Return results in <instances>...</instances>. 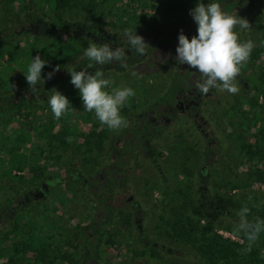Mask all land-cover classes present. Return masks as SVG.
Instances as JSON below:
<instances>
[{
	"label": "rangeland",
	"instance_id": "374dc122",
	"mask_svg": "<svg viewBox=\"0 0 264 264\" xmlns=\"http://www.w3.org/2000/svg\"><path fill=\"white\" fill-rule=\"evenodd\" d=\"M89 1L91 0H83L78 3L79 6L76 10L64 13L65 19H70V26L84 18V16L88 17L87 12H90V9H87L86 5ZM148 1L150 0H119L114 7H133L142 10L146 5H149ZM253 2L254 0H213L212 3H219L223 11L234 15L238 9L241 13L243 10L249 13V7L252 5L253 8L255 4ZM155 3L154 7H159L158 5L162 7L170 5L171 0H166L160 4L157 1ZM95 4L97 5V3ZM13 9L17 14L22 11V8H17L15 5ZM35 9H38L39 13H46L47 6L41 4L40 8L35 7ZM102 11L105 12L104 9ZM100 13V8L97 6L95 12L91 13V19L95 17L102 19ZM32 15H26L25 18H30ZM32 19H35V16H32ZM26 23L12 25L14 28L13 33L3 35L0 38V46L3 48L22 49L25 43H27L26 41L31 42V34L36 28L34 25H27ZM36 23L41 24L40 26H45V23H38V21ZM193 26L195 27V24ZM194 27L191 28V38L190 30L187 27L180 25L175 30L177 34H181V31H183L184 35L192 39L195 33ZM38 28L43 30L42 27ZM41 30L40 33L42 32ZM170 30L173 29H168V31ZM24 31H28L30 36H26ZM164 31L166 30H156L155 38H148L147 35L138 34L150 46L146 49V53L157 45L158 41L163 39L162 32ZM197 35L198 32H196ZM44 40L48 43L52 42L54 41V36H48ZM90 43L91 41H89ZM178 45L179 41L177 40L170 50L169 63L166 64L167 68L164 70H157L153 60L151 62L148 60V62L143 55L137 52L132 54L133 56L130 57L127 63L140 59V65H144L143 67H146V70L150 71L147 77L140 75L144 69L142 66L133 67L138 71L131 73V70L127 66L124 67L125 64H122L123 66L119 70L120 73L103 72V78L113 81L111 87L106 89L107 91L111 92L115 88L124 87L132 88L135 91V96L131 97L123 107L124 109H131V107L135 109L131 110L132 122L128 123L126 128L119 131H110L109 134L112 136L114 148L124 151L120 156L111 158L112 163L110 162L103 169L96 168L93 171L92 169L88 171L84 166L81 168L82 161L79 157L72 156V163H74L75 169H72L71 172H66L71 155H65L62 159L58 160L56 157H53L48 162H41L45 167L46 174H55L62 179L68 178L58 188H55L53 194L45 202H41L37 210H35L34 216L37 215L38 220L42 221L43 225H48L54 220H62L60 224L63 227L67 226L71 229L69 231L72 232L77 226L82 229L89 223L91 218L95 217V213L91 210L95 202L87 198H81L80 192H78L81 185L73 181L75 177L77 178L76 175L91 172V175L88 177V180H90L89 190L96 188L108 189L109 186L111 188V185L113 186L112 189L118 187L121 190L120 203L123 207L118 208L117 212H115V217L112 218L106 227L104 226L102 238L100 240L94 238L90 242V256L87 261L84 257L82 264H198L193 256L195 248L192 240L187 243L186 241H176L175 238L171 239L167 236V231L164 228L167 227L166 223L172 220L175 215L172 214V211L185 213V217L189 216L193 222L199 220L201 226L205 225L207 228H214L216 233L220 234L223 238L240 241V239L220 230L219 227H229L233 223H238L239 217L237 213L244 206L250 209V214L264 209V180L248 178V172H252V175L259 173V170L264 172V167L261 166L262 164L257 163L255 158L247 154L248 147H242V144L248 143L252 145L253 150L259 148L261 157L264 159V97L261 95L258 98L257 105L263 107L257 109V114L254 113V108H250L248 102H245L241 106L237 105V102H234L225 111L226 115L224 116L223 123L220 121L221 123H217L212 129L208 128L206 130L202 126L201 115L198 112L190 110L189 118L193 123V129L195 131L198 130L195 136L193 138H186L177 135L174 139L165 143V145L163 144L164 148L161 151V156L158 154H155L156 157L152 156L151 151L154 146H157V142H154L156 132L150 131V124H142L144 120H148L146 118L147 103L148 105H153L154 101H157L159 98H162L160 101L164 102L166 101L164 98L171 95L169 93V83L171 82L173 71L178 74L180 73L182 76L189 74L190 77H195V73H197L195 69H191L188 65L178 64L176 60ZM1 58H4L2 53H0V60ZM85 60H83V63ZM246 67L247 75L250 74L247 76V82L251 88V90L248 89L250 90L248 98L254 101L258 93L256 89L259 88L256 85V76L258 69L264 67V52L254 61L251 62L249 60ZM27 68L25 67L17 71L18 78L20 77L21 79L17 80L19 84L11 89V95L21 92L22 88L26 87H19V85L26 81L25 73L27 72ZM85 69L88 70V64H84L83 68H81V70ZM49 72L52 71L42 72V77L46 79ZM59 74H63V72L58 73V75L56 74L57 77L51 80L46 79L50 87L48 88L49 94L44 102V106L48 105V98L52 94V90L59 91L69 99L72 107L75 109V111L60 119H69L72 122V119L76 116V108L84 109L82 105L83 101L79 90L71 83V76L67 74L68 78L65 77L63 79ZM181 82V80L175 82V85H180ZM178 87H181V85ZM262 89H264V86ZM27 90V95L34 94L30 91V87ZM41 92L42 89H38L34 95L37 97ZM174 92L175 97L172 100H167L168 102L164 104L170 108L176 107L177 101L183 96L180 89H175ZM5 93L6 91L0 87L1 98L5 97ZM191 96H193V93ZM35 107L39 108L40 105L30 106L26 109V112L33 111ZM41 109H38L36 112L42 121L47 122L50 118H55L50 106L49 108ZM84 112L85 110L80 112V114L83 115ZM90 114L95 119L94 112ZM164 115L165 118H171L172 120L175 113L168 112L164 113ZM76 117L79 118V116ZM22 120L21 115L0 114V156H6L4 152L15 145L21 147V149H25L26 154H31L29 151L35 149L36 142L34 141L33 143L34 136L32 134L27 131L30 134L28 135L29 139L21 136L24 133L26 134ZM80 121L81 119L79 118V128H82V130L79 129L78 135L86 136L91 133L92 124L81 127ZM171 125L166 126L165 129L171 128ZM159 128H164V124H160ZM31 140L32 143H30ZM81 141L82 139H79V142ZM81 147L85 151L87 150L83 156L85 158H90L92 155L97 154L94 147ZM1 153H4V155ZM114 161L116 164H114ZM34 165V162H32L30 167H34ZM91 165L93 164L91 163ZM203 165L208 167L207 173L200 175V168ZM85 170L88 172H85ZM225 170L241 173L242 182L247 186L232 192L233 195H236L240 199V206L237 210L232 209L228 204L221 202L219 199L220 195H222L220 190H224L222 188L224 184L222 174ZM97 171L98 174L96 175ZM73 173H76V175ZM13 175H20L19 178H14L10 185L12 195L14 196L13 199H17L20 197H18L17 189H20L21 194L24 189L32 186L31 181H29L30 172L26 168V170L20 173L14 171ZM177 184L178 187H176ZM55 196H58V199L62 200V203L54 199ZM211 201L214 202L213 206L210 204ZM217 206L221 207L222 212L225 214L217 213ZM168 208L172 209V211L170 212ZM99 209L102 210V207H99ZM40 212L43 215H40ZM63 217L67 220H63ZM128 219L131 221L130 227L124 225V221ZM75 235L78 236V243H84L90 233H82L81 230H76ZM198 237L199 235L197 237L193 236L192 239L196 240ZM109 238L115 244L108 243L107 245L106 239ZM142 250L145 252L144 256L134 260L132 252H140Z\"/></svg>",
	"mask_w": 264,
	"mask_h": 264
},
{
	"label": "trees",
	"instance_id": "16d2710c",
	"mask_svg": "<svg viewBox=\"0 0 264 264\" xmlns=\"http://www.w3.org/2000/svg\"><path fill=\"white\" fill-rule=\"evenodd\" d=\"M82 1L0 0V38L5 34H12L14 31L13 26L15 25L27 22V25L35 26L37 21L45 23V26H41L43 30L39 28L34 30L31 34L32 41H26L27 43H25L22 49L3 48L0 46V53L4 55V58L0 60V87L6 91L5 97L1 98L0 101V114L21 115L26 132V134L24 133L21 136L27 139L28 135L32 134L34 136L33 143L34 141L36 142L35 149L29 151L31 154H26L25 149H21V147L15 145L4 152L6 156H0V264H82V259L85 257L87 261L90 256V242L94 238L97 240L102 238L104 226L106 227L112 218L115 217V212H117L118 208L123 207L120 203V188L115 187L112 189L113 186L110 184L111 188L109 186L108 189L96 188L89 190L90 180H88V177L91 175V172L82 175L73 173L77 176L73 181L81 185V188L78 189L81 198H87L95 202V205L91 209L95 213V217L91 218L89 223L82 229L77 226L76 229L70 232L69 230L71 229L67 226L63 227L60 224L62 220H54L48 225H43L42 221L38 220L37 215L34 216L38 205L41 202H45L53 194L55 188H58L59 185L68 179H62L55 174H46L45 167L41 163L42 161L48 162L53 157H56L58 160L62 159L65 155H71L66 172H71L72 169H75V165L72 163L73 157H79L82 161L81 168L84 166L88 171L91 169L93 171L96 168L103 169L110 162H113L110 161L111 158L107 157L105 153L108 150L105 146L111 130L101 125L96 117L93 119L94 116L92 114L85 111L81 115L80 112L84 109L76 108L75 115L81 119V127L87 124H92L93 126L91 133L86 136H80L78 135L80 129L79 118L76 116L73 118L74 120L72 119V122L69 119L57 120L56 118H50L47 122L42 121L36 111L41 108H49V104L39 108L35 107L33 111L26 112V109L30 107V102L27 99L16 100L10 93L11 89L19 84L17 80L21 79L20 77L18 78L17 71L28 67L32 59L37 55L48 62L42 72L53 71L56 66H60L61 70L56 72L53 78L57 77L58 73L63 72V74L59 75L64 79L69 74L68 70L70 68H75L79 71V69L83 68L84 64H93L92 68H88L90 73L101 69L100 67H105V65H100L99 67L98 64H95V62L88 60L84 56V51L88 47L89 41L85 35L82 36L79 32H84L86 31V27H89L91 13L95 12L97 6L100 8L113 7L119 0L89 1L86 5L87 9H90V12H87L88 17L84 16V18L76 22V24L85 25V28L84 26L79 28L70 26V19H65L64 13L76 10L79 6L78 3ZM156 1L164 2L166 0H150L148 4L153 7ZM172 1L179 2L180 0ZM212 2L213 0L209 3ZM254 3L253 10L251 9L253 13L251 14L252 19L250 16L247 19L250 21L249 23L254 22L255 24L252 33L251 31L248 32V30L242 29L241 33L238 34L242 42L244 40L254 42L256 46L254 47L252 56L256 59L264 52V43H262L264 42V26H261L264 22V0H256ZM41 4L47 6L46 13H39L38 9H35V7L40 8ZM14 5L17 8H22V11L18 14L15 13L16 11L13 9ZM100 11L102 16H107L106 11ZM31 14L35 16V19H32V16L25 18L26 15ZM96 18L99 20L98 17ZM40 30L43 33H40ZM117 31H122V29ZM24 33L26 36H30L28 31H24ZM48 36H54V41L46 42L44 39ZM84 59L86 60L83 63ZM240 79L244 80V75L241 74ZM256 80V85L259 88H263L264 67L258 69ZM237 85L239 91L236 94H230L226 91L221 92L216 89L212 90L213 95L209 97L207 102L208 120L211 124H217L220 112L228 109L232 103L237 102L242 104L248 100L249 91L241 89L242 83L238 80ZM20 86L30 87L27 81H24L23 84L20 83ZM259 88L256 89L258 93L254 101H247L250 108H254L255 114H257L258 108L263 107L257 105L259 96L264 97V89ZM163 133L164 137L157 141L156 148V153L160 156L162 155L161 151L165 143L174 139L177 135L193 138L197 131L193 129V124L189 119L181 116L171 125V128L165 129ZM79 139H82V141L79 142ZM30 143H32V140ZM81 146L85 148L94 147L98 155L94 154L90 158L83 157L87 150L85 151ZM244 146L248 147L247 154L255 158V161L264 167V159L261 157L259 148L253 150L252 145L248 143L242 144V147ZM4 153L1 154L4 155ZM32 162L35 164L34 167H30ZM114 164H116L115 161ZM26 168L30 172L29 181H31L32 186L24 189L21 194L20 189H17L18 197H20L13 199L14 196L12 195L10 185L14 178L20 177V175H13V172L17 171L20 173L26 170ZM86 170L85 172H88ZM251 173L248 172V178L264 180V172L262 170H259V173H255L254 175ZM222 175L224 178L222 188L224 190H220L222 195H220L219 199L221 202L228 204L232 209L237 210L240 206V199L236 195H233L232 192L247 186L242 182L241 173L225 170ZM79 178L81 179L79 180ZM176 187H178V184ZM58 198V196L54 197V199L62 203V200ZM99 207H102V210ZM169 211L171 212L172 209H169ZM172 214H175L173 219L168 221L166 223L167 227L164 228L167 231V236L171 239L175 238L176 241H186L187 243L192 240L195 248L193 256L198 264H264V232L260 234L258 241L252 245L251 251L246 252L245 249L248 246V241L243 237L242 233L239 236L237 235L236 228L238 223H233L229 227L220 226L219 228L240 239V241L223 238L220 234L216 233L214 228H207L205 225L201 226L199 220L193 222L189 216L185 217V213L183 212L172 211ZM40 215L43 214L41 213ZM247 218L249 221H254L256 218L264 220V209L253 214L249 213ZM63 220L66 221L67 219L63 217ZM124 225L130 227L131 221L129 219L124 221ZM76 230H81L82 233H90L84 243H78V236L75 235ZM198 235L197 241L192 239L193 236L197 237ZM106 241L107 245L108 243L115 244L111 238L106 239ZM144 254V250L132 252L134 260L143 257Z\"/></svg>",
	"mask_w": 264,
	"mask_h": 264
},
{
	"label": "clouds",
	"instance_id": "9594fccd",
	"mask_svg": "<svg viewBox=\"0 0 264 264\" xmlns=\"http://www.w3.org/2000/svg\"><path fill=\"white\" fill-rule=\"evenodd\" d=\"M190 15L198 25V35L189 40L181 31L176 49L178 64L188 65L199 73L195 87L202 94H208L213 88L230 94L238 93L237 78L250 60L256 45L251 40L242 42L236 29L239 27L250 30L249 21L226 13L219 3L206 5L200 2L191 10ZM123 36L130 48L141 55L146 54V49L150 46L145 43L142 36L136 34V31L127 28ZM84 56L101 66L115 62L122 63L126 60L123 47L113 50L108 43L102 45L90 43L84 51ZM47 63L37 55L27 68L26 81L34 94L38 91V85L45 84L46 79L51 80L54 74L61 70L60 66H56L45 79L42 77V70ZM92 67L93 64L90 63L88 68ZM68 72L71 75V83L79 90L85 111L94 112L101 125L111 131H119L128 126L127 119L121 115V109L131 97L135 96L132 88H115L109 92L106 89L111 87L113 81L103 78L102 71L97 70L92 74L86 69L77 71L75 68H70ZM51 93L48 104L57 120L75 111L65 95L55 89ZM249 213L250 209L247 206L242 207L237 213L239 221L236 233L238 236L242 233L247 239L246 252L251 251L252 245L264 232V220L256 218L254 221H249L247 218Z\"/></svg>",
	"mask_w": 264,
	"mask_h": 264
},
{
	"label": "flooded vegetation",
	"instance_id": "af4514ba",
	"mask_svg": "<svg viewBox=\"0 0 264 264\" xmlns=\"http://www.w3.org/2000/svg\"><path fill=\"white\" fill-rule=\"evenodd\" d=\"M211 1V0H210ZM209 0H180L178 1H172L171 0V4L167 5V6H162L158 5L159 7H152L150 5L146 6V7H142V10H136V8L133 7H98L100 8V10L104 9L107 12V16H102L99 20H97V18H92L91 22L88 24L89 27H86V31L84 32H79L82 36L85 35L88 38V41L95 42L97 44H104V43H108L111 45V47L113 48V50H115V48L117 47H123L125 49V53H126V60L121 62H115L113 64H107L105 65V67H99L101 69H99V71L102 72H110L113 74H117L120 73V68L123 66L122 64H125L124 67H128L129 70H131V73H133L134 71H138L136 69H134L133 67L136 66H144V65H140L141 61H135L131 63H127L128 60H130V57L133 56L132 54H135L136 50L130 48V46L127 44L126 42V38L123 36V32L125 29L130 28L133 30V32L136 31V34H142L147 35L148 38H155V32L156 30H166L163 33V39H161L160 41L157 42V45H155L152 49H150V51H148L145 55H143L145 57L146 61H150L153 60L154 65L156 66V69H166V64L169 63V53L170 50L172 49V46H174V43H176V41L178 40V37L180 34L176 33L175 28L179 27L180 25H182L183 27H187L190 30V38L192 35V30L191 28L194 27L193 24H195V33L194 36H196V32H197V24L194 21L193 17L190 15V12L192 9H194L198 3L203 2L206 5L210 2ZM256 1V0H254ZM158 2V1H157ZM159 4L161 2H158ZM163 3V2H162ZM184 3V5H182ZM254 4V2H253ZM138 8V7H137ZM249 13L246 11L241 13L239 12L240 10H236V14H234L235 16H240L241 18H245L247 19L249 16L252 19L251 14L253 10L252 5L249 7ZM248 10V9H247ZM248 15V17H247ZM250 19V20H251ZM254 19V18H253ZM260 19V18H259ZM135 20V21H134ZM134 21V22H132ZM137 22V23H135ZM250 22V21H249ZM38 23H41L40 21ZM41 24H36L35 28L41 27ZM251 25V29L248 30V32L251 31L252 33V29L255 27L254 22L250 23ZM73 27L79 28L82 25L80 23L76 24L73 23L72 25ZM261 26H264V22L261 24ZM122 31H117V30H121ZM168 29H173L168 31ZM241 30L239 27H237L236 31L240 34ZM161 32V31H160ZM247 32V31H246ZM189 38V40H191ZM179 41V40H178ZM246 41V40H244ZM161 42V43H160ZM163 42V43H162ZM254 50V49H253ZM253 52V51H252ZM250 60L251 62L255 60V58L252 56H250ZM148 61V62H149ZM142 64V63H141ZM165 64V65H164ZM144 69L141 71L140 75H144L145 77H147L150 73L149 70H146V67H143ZM246 68V69H245ZM98 70V69H97ZM96 70V71H97ZM169 70V69H168ZM247 67L245 66L242 71L241 74L244 75V80L240 79V76L237 78V80L239 82L242 83L241 89H250V85H248L247 82ZM173 75L171 76V82L169 83V93L171 95L166 96L164 99L166 101H160L161 99H157V101H154L153 105H146V118H148V120H144L142 122V124H150L151 128L150 131H154L156 132V137L154 139V142L159 141L162 137H164V131H165V127L169 126L171 124H173L178 117L184 116L187 119L190 120L189 115H190V110H193L195 112H198L201 115L202 118V126H204L206 128V130L208 128L212 129L216 124H211L208 120V109H207V102L209 97H211L213 95L212 90L215 89H210V92L208 94H202L200 93L196 87H195V82L197 79H199V73H195V77H190V75H184L182 76L180 73L178 74L177 72L173 71ZM144 73V74H142ZM92 74H94V71L92 72ZM154 74V73H153ZM155 76V75H154ZM174 76V77H173ZM177 77V79H176ZM246 79V80H245ZM178 80V81H177ZM181 82V87H178L180 85H175V82ZM50 85L48 84V82H45V85H38L37 89H42V92L36 97L34 94H30L27 95V87L22 88L21 92H17L15 94H13L12 96L18 100H24L27 99L30 103V106L33 105H40V107L44 106V102L48 97L49 94V88ZM43 89H48V90H43ZM175 89H180V92H182L183 96H181V99L177 101L176 103V107H169L167 105H164L165 103H167V100H172V98H174L175 96ZM190 89V90H189ZM253 89V88H252ZM248 90V91H250ZM31 91V90H30ZM32 92V91H31ZM193 93V96H191ZM251 100L250 98H248V100L244 101L242 104L241 103H237V105H244L245 102ZM0 101H1V97H0ZM131 110H135L134 108L131 107V109L127 108V109H121V115L123 117H125L128 121V123L132 122L131 121V117H132V112ZM227 109H224L223 111L220 112L219 114V122L218 124H220L223 120H224V116L225 111ZM168 112H174L175 115L172 118H165L164 113H168ZM145 114V113H144ZM143 116V115H142ZM140 117V116H139ZM222 117V118H221ZM221 118V119H220ZM191 122V121H190ZM192 123V122H191ZM160 124H164V128H159ZM193 124V123H192ZM141 131H143L141 129ZM198 131V130H197ZM140 132V131H139ZM208 140V139H207ZM206 142V140H205ZM108 150L106 153V156L109 158H113V157H118L121 155L122 151L121 149H116L114 148L113 145V141H112V136H110L108 134V139L106 142V146H105ZM155 147V146H154ZM151 151L152 156L156 157L155 154L156 153V148L157 146ZM205 157V156H204ZM111 161V160H110ZM207 169L208 167L205 165H203L200 168V175L202 174H206L207 173ZM74 170V169H73ZM210 204L213 206L214 202H210ZM134 205V204H133ZM218 208V212L217 213H223L221 210V207H216ZM225 214V213H223Z\"/></svg>",
	"mask_w": 264,
	"mask_h": 264
},
{
	"label": "water",
	"instance_id": "95a60500",
	"mask_svg": "<svg viewBox=\"0 0 264 264\" xmlns=\"http://www.w3.org/2000/svg\"><path fill=\"white\" fill-rule=\"evenodd\" d=\"M218 209V208H217Z\"/></svg>",
	"mask_w": 264,
	"mask_h": 264
}]
</instances>
